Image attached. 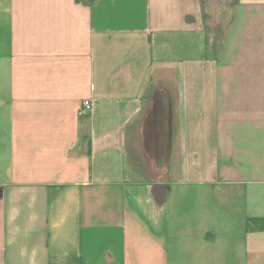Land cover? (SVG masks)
<instances>
[{
    "label": "crops",
    "instance_id": "obj_1",
    "mask_svg": "<svg viewBox=\"0 0 264 264\" xmlns=\"http://www.w3.org/2000/svg\"><path fill=\"white\" fill-rule=\"evenodd\" d=\"M205 6L0 0V264H264V0Z\"/></svg>",
    "mask_w": 264,
    "mask_h": 264
},
{
    "label": "rangeland",
    "instance_id": "obj_2",
    "mask_svg": "<svg viewBox=\"0 0 264 264\" xmlns=\"http://www.w3.org/2000/svg\"><path fill=\"white\" fill-rule=\"evenodd\" d=\"M204 3V0H202ZM237 0H225L216 2V9L211 0H207V6L203 7L201 15V26L207 36L209 54L216 52V49H222L225 43V29L232 21L231 9ZM234 4V5H233ZM227 25V26H226Z\"/></svg>",
    "mask_w": 264,
    "mask_h": 264
},
{
    "label": "built area",
    "instance_id": "obj_3",
    "mask_svg": "<svg viewBox=\"0 0 264 264\" xmlns=\"http://www.w3.org/2000/svg\"><path fill=\"white\" fill-rule=\"evenodd\" d=\"M92 108L91 101H83L80 106V113L81 114H87Z\"/></svg>",
    "mask_w": 264,
    "mask_h": 264
},
{
    "label": "bare ground",
    "instance_id": "obj_4",
    "mask_svg": "<svg viewBox=\"0 0 264 264\" xmlns=\"http://www.w3.org/2000/svg\"><path fill=\"white\" fill-rule=\"evenodd\" d=\"M220 0H211V3L213 7L216 9V2H219ZM225 0H221V2H224Z\"/></svg>",
    "mask_w": 264,
    "mask_h": 264
}]
</instances>
